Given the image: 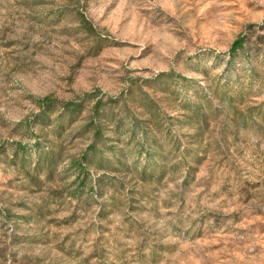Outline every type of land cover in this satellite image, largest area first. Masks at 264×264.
Listing matches in <instances>:
<instances>
[{"label": "rangeland", "instance_id": "1", "mask_svg": "<svg viewBox=\"0 0 264 264\" xmlns=\"http://www.w3.org/2000/svg\"><path fill=\"white\" fill-rule=\"evenodd\" d=\"M0 264H264V0H0Z\"/></svg>", "mask_w": 264, "mask_h": 264}, {"label": "trees", "instance_id": "2", "mask_svg": "<svg viewBox=\"0 0 264 264\" xmlns=\"http://www.w3.org/2000/svg\"><path fill=\"white\" fill-rule=\"evenodd\" d=\"M242 48H243V39L241 38L236 39L232 43L229 49V53L234 54ZM161 76H164V74H162ZM218 91L219 90L217 88L213 89V95L217 94L216 97L217 100L222 104H227L230 107H232L233 106L232 104L234 102L232 96L228 95L226 92H224V90L220 92L218 95ZM131 93L132 92L130 90L128 94L131 96ZM196 96L198 98V101L194 103H188L184 105V108H186L187 112L191 113V115L187 118L193 119L195 120V122H198L199 121L198 118L201 119L204 118L203 109L205 106H209V101H208L209 99L205 98L204 96H200L199 94ZM101 102H102L101 100H97L91 108V113L88 115L87 126L91 134V139H90V143L86 146V149L82 153V157L85 160L87 155L92 154V156L99 157L98 160L99 163L103 161L109 162L110 159L103 158L102 155H104L105 151H110L109 153L111 156V160L114 161L112 164H117L120 163V161L123 162L122 159H125L124 156L125 154L120 149L116 150L118 149L116 147L117 146L116 140H112L109 137H104L103 133L106 123L115 122V124L117 125L116 127H119L120 119L116 118L115 117L116 115L110 117L109 114H107L104 108L102 107L103 104ZM133 102L137 104L138 107L141 108L142 110L141 116H147L148 119H140V120L131 119L132 121L128 123L129 133L134 134L138 130H140V133L143 134V138L139 142L140 144L139 151L142 148L144 149L143 146L147 144L150 151L152 150L151 151L152 153H148L149 151L148 150L146 151V149H144V151L147 152L148 155L153 156L154 154H158V152H160V149L159 150L156 149L158 146L153 144V142H155V139L151 135L153 132L155 133V131L159 130V126H160V118L157 111H155V104L150 98H148L146 93H141V97L133 100ZM74 109L75 107H63V110H66L70 114L74 112ZM143 122H147L149 125H147V127H142ZM112 166H116V165H112Z\"/></svg>", "mask_w": 264, "mask_h": 264}]
</instances>
